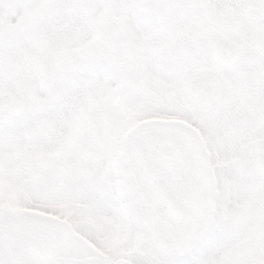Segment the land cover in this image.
Listing matches in <instances>:
<instances>
[{
  "label": "snow or ice",
  "instance_id": "snow-or-ice-1",
  "mask_svg": "<svg viewBox=\"0 0 264 264\" xmlns=\"http://www.w3.org/2000/svg\"><path fill=\"white\" fill-rule=\"evenodd\" d=\"M0 264H264V0H0Z\"/></svg>",
  "mask_w": 264,
  "mask_h": 264
}]
</instances>
